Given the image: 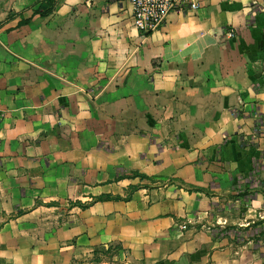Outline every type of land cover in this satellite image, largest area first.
<instances>
[{
    "label": "crops",
    "instance_id": "1",
    "mask_svg": "<svg viewBox=\"0 0 264 264\" xmlns=\"http://www.w3.org/2000/svg\"><path fill=\"white\" fill-rule=\"evenodd\" d=\"M39 1L0 0V264H264V0Z\"/></svg>",
    "mask_w": 264,
    "mask_h": 264
},
{
    "label": "built area",
    "instance_id": "2",
    "mask_svg": "<svg viewBox=\"0 0 264 264\" xmlns=\"http://www.w3.org/2000/svg\"><path fill=\"white\" fill-rule=\"evenodd\" d=\"M133 6V27L142 35L159 31L167 23L172 14L186 15L199 9V3L194 0H129ZM232 37L231 32L227 33ZM260 132L264 135V116L258 123ZM258 130V131H259Z\"/></svg>",
    "mask_w": 264,
    "mask_h": 264
},
{
    "label": "trees",
    "instance_id": "3",
    "mask_svg": "<svg viewBox=\"0 0 264 264\" xmlns=\"http://www.w3.org/2000/svg\"><path fill=\"white\" fill-rule=\"evenodd\" d=\"M57 6L58 1L56 0H40L36 14H39L41 17H48L56 10ZM25 24H28V20H24L20 23V25Z\"/></svg>",
    "mask_w": 264,
    "mask_h": 264
}]
</instances>
